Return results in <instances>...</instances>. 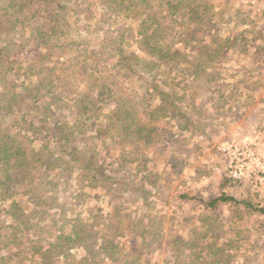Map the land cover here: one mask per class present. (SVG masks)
Masks as SVG:
<instances>
[{
	"label": "trees",
	"instance_id": "trees-1",
	"mask_svg": "<svg viewBox=\"0 0 264 264\" xmlns=\"http://www.w3.org/2000/svg\"><path fill=\"white\" fill-rule=\"evenodd\" d=\"M214 8L211 0H0V264H28L30 247L38 242L21 249L28 240L24 229L37 212L63 209L61 188L71 180L80 198L85 189L104 192L99 198L106 201L159 197V176L149 165L160 156L176 157L184 142L176 130L206 132L201 121L210 115L196 110L200 120L191 116L201 82L215 85L212 95L225 86L217 64L228 40L219 33L205 39L214 15L217 27L225 22ZM176 25L183 49L165 41ZM128 76L135 89L124 81ZM217 100L220 112L224 107ZM62 107L66 114L59 117L55 110ZM112 144L121 151L116 160L108 153ZM127 165L139 181L114 178ZM199 201L211 209L240 203L225 194ZM115 213L112 219L103 216L101 234L87 219L67 213L69 230L46 250L33 251L38 263L59 255L60 264H114L124 256L117 239L131 234L154 243L139 231L140 217L130 210L119 216V208ZM206 228H192L190 239L170 240L172 264H231L236 245H219L220 227ZM70 244L83 247L79 259L65 255ZM149 255L134 246L127 264H150Z\"/></svg>",
	"mask_w": 264,
	"mask_h": 264
},
{
	"label": "rangeland",
	"instance_id": "rangeland-1",
	"mask_svg": "<svg viewBox=\"0 0 264 264\" xmlns=\"http://www.w3.org/2000/svg\"><path fill=\"white\" fill-rule=\"evenodd\" d=\"M211 3L215 6L213 11L220 13L228 23L223 22L217 27L214 24L217 16L214 15L207 26L205 39L207 41L215 33H219L221 40L228 42L224 60L217 64V72L220 75L218 80L225 83L223 88L220 87L222 92L217 94V91V95H212L210 88L215 85L209 81L201 82L202 84H199L203 91L200 89L197 92L199 94L193 98L191 106L194 121L200 120L196 110L204 111L206 116L210 115L208 121H201L206 132L200 134L198 131L176 130L178 139L184 141L183 147L177 148L176 157L160 156L149 165L152 173L159 176L157 185L160 195L154 200L151 197L143 199L139 195L136 201H127L126 196L124 200L106 201L100 199L104 192L89 189H85L86 196L80 198L72 180L67 187L63 184V209L49 211L44 215L37 212L32 216L27 230L24 229L28 240L21 242V249L26 250L28 243L38 242L35 248L30 247L32 251L26 263L40 264L38 253L33 251L42 246L43 250H46L51 243H55L59 233L69 230L64 222L67 213L71 212L79 215L80 219H87L93 223V230L101 234L106 230L101 226L107 222L101 221L103 216L109 219L110 215L112 219L119 208V216L130 210L132 217H140L142 224L139 225V231L144 230L146 239L154 243L144 242L140 237L133 239L131 234L125 240L117 239L116 246L120 255L124 256H119L120 260L114 264L130 263L134 246L143 249V253H150V264H172L170 240L176 236L190 239L192 228L199 231L204 227L205 230L209 223L220 227L219 245L228 240H232L236 245L234 249L237 252L233 251L231 264H264V213H260V209L264 210V0H211ZM237 12L238 17L235 15ZM174 27L177 28L176 31L166 33L165 41H172L173 46L183 49V42L177 38L179 26ZM114 31L110 30L111 38L115 35ZM31 51L33 52L32 48ZM110 57L112 58L111 54ZM37 58L39 54L35 60ZM112 63L111 60L109 64ZM119 78L123 80L122 76ZM124 81L134 89L137 87L135 80L130 76ZM27 83L29 85L30 81L27 80ZM191 91H194V86ZM216 100L224 107L220 112L213 102ZM55 114L64 116L65 108L55 110ZM99 148L104 150L102 144ZM115 148L112 144L108 149L111 159L114 160L121 154V151ZM104 158L103 156L101 159ZM106 169L113 170L109 165ZM235 171L240 178H232L230 173ZM116 173L114 178H120L121 181H139L133 165H127L121 172ZM147 188L150 193L153 191L152 188ZM115 193L117 195V191ZM221 194L239 201V205L228 201L211 209L199 201L201 199L209 203ZM246 204L252 208L245 207ZM60 227H63L62 230ZM203 233L201 230V234L197 233L196 238L201 237ZM33 238L36 239L35 242L30 241ZM206 241L207 239L204 242ZM100 242L101 239H98L93 246L94 250L97 251ZM82 248L70 244L65 255H68L69 259L73 256L79 259L82 256ZM60 262L62 263V259L58 255L49 259L48 264ZM107 263L111 264L110 261Z\"/></svg>",
	"mask_w": 264,
	"mask_h": 264
},
{
	"label": "built area",
	"instance_id": "built-area-1",
	"mask_svg": "<svg viewBox=\"0 0 264 264\" xmlns=\"http://www.w3.org/2000/svg\"><path fill=\"white\" fill-rule=\"evenodd\" d=\"M231 164H233V163H229V165H231ZM230 174H231V176H232L233 179H238V178H240V176L236 173V171L233 172V173H230Z\"/></svg>",
	"mask_w": 264,
	"mask_h": 264
}]
</instances>
